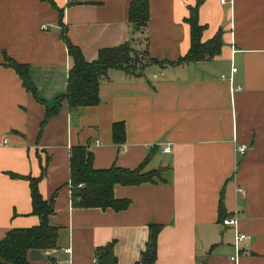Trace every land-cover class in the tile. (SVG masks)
<instances>
[{
    "label": "crops",
    "instance_id": "0c3cea01",
    "mask_svg": "<svg viewBox=\"0 0 264 264\" xmlns=\"http://www.w3.org/2000/svg\"><path fill=\"white\" fill-rule=\"evenodd\" d=\"M54 1L70 39L90 60L123 40L159 61L191 46L186 18L198 0H149L145 29L128 19L131 0ZM199 20L203 40L222 31L220 53L152 62L140 76L110 68L100 102L70 108L63 100L41 128L72 65L60 12L46 0H0V239L13 227L39 223L30 180L11 172L38 176L46 166L40 191L54 197L50 222L60 227L58 245L31 248L30 264H97L96 248L111 241L117 264H137L151 222L163 225L151 264H264V0H201ZM5 53L30 64L43 101L6 64ZM116 122L125 126L121 140ZM240 143L248 145L245 152L237 150ZM76 144L87 146L96 168H135L155 147L145 168L166 166V180L115 184L116 197L131 199L121 210L76 206L70 166ZM221 199L226 214L237 212L236 224L220 219ZM239 231L248 237L237 249Z\"/></svg>",
    "mask_w": 264,
    "mask_h": 264
},
{
    "label": "trees",
    "instance_id": "16d2710c",
    "mask_svg": "<svg viewBox=\"0 0 264 264\" xmlns=\"http://www.w3.org/2000/svg\"><path fill=\"white\" fill-rule=\"evenodd\" d=\"M46 1L58 8L60 12L61 35L72 57V65L69 69L66 90L56 97L53 104H47L41 128L51 116L60 111L63 100H67L70 108L84 107L100 102V81L108 75L110 68H123L130 74L140 76L144 73L145 67L152 62L181 64L210 58L221 52L223 44L221 30L208 40L202 39L205 25L199 20L201 0H198L195 5H191V13L186 18L191 24V46L179 58L159 61L150 57L147 49L138 50L131 40H123L115 45L100 48L96 58L90 60L86 58L82 48L70 39L62 21L63 10L56 5L54 0ZM128 19L136 28L145 29L150 19L149 0H131ZM5 59L6 64L15 68L20 74L25 87L38 100L43 101L44 99L40 96L32 79L30 64L18 61L7 53H5ZM114 134L119 140L124 138V123L116 122L114 124ZM154 148H151L146 158L135 168L118 165L96 168L93 165V154L87 146L73 145L70 158L72 203L76 206L112 207L115 210L128 207L131 199L116 197L114 194L115 184H141L166 180V166L145 168ZM45 172L46 166L38 176L10 173L12 176L26 177L30 180L32 212L39 216V223L32 226L13 227L8 230L6 235L0 239V264H30L28 251L31 248H54L58 245L60 227L50 222L51 215L55 212L54 197L50 200L44 198L39 186ZM226 213L223 199H221L220 219L222 222ZM162 226L158 222L149 224V238L137 264H151L156 260L158 234ZM96 257L97 264L104 261L117 264L118 257L114 251V241L98 246Z\"/></svg>",
    "mask_w": 264,
    "mask_h": 264
},
{
    "label": "built area",
    "instance_id": "2783aa9c",
    "mask_svg": "<svg viewBox=\"0 0 264 264\" xmlns=\"http://www.w3.org/2000/svg\"><path fill=\"white\" fill-rule=\"evenodd\" d=\"M225 1V0H223ZM233 70H235V67H233ZM234 88H241L240 85L238 86H234ZM248 148V145L246 143H240L238 146H237V150L240 151V152H245ZM165 150L169 151L171 149V147L168 145L166 147H164ZM243 189L240 188V191H242ZM238 222V214L237 212L236 213H231V214H226V216L224 217L223 219V223L226 224V225H232V224H236ZM248 235L246 233H243L241 231H239L237 233V241H236V248L239 249V240H242V239H245L247 238ZM234 257V256H233Z\"/></svg>",
    "mask_w": 264,
    "mask_h": 264
}]
</instances>
